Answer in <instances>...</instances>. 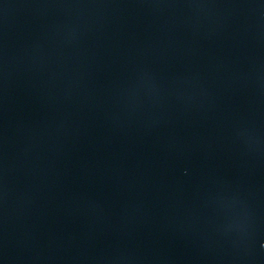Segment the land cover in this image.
I'll list each match as a JSON object with an SVG mask.
<instances>
[{
	"label": "water",
	"instance_id": "obj_1",
	"mask_svg": "<svg viewBox=\"0 0 264 264\" xmlns=\"http://www.w3.org/2000/svg\"><path fill=\"white\" fill-rule=\"evenodd\" d=\"M0 264H264V0H0Z\"/></svg>",
	"mask_w": 264,
	"mask_h": 264
}]
</instances>
